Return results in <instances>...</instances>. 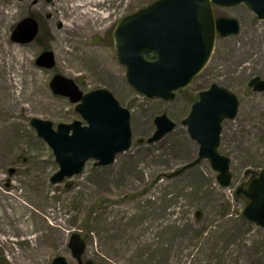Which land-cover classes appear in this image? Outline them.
Instances as JSON below:
<instances>
[{
  "label": "rangeland",
  "instance_id": "1",
  "mask_svg": "<svg viewBox=\"0 0 264 264\" xmlns=\"http://www.w3.org/2000/svg\"><path fill=\"white\" fill-rule=\"evenodd\" d=\"M153 1L111 0L104 29L95 27L79 42L67 43L49 10L54 0H0L4 11H14L0 24L3 47L21 48L29 71L23 88L41 100L40 106L27 109L22 102L14 107L2 117L0 130V203L25 189L28 212L38 214L30 235H39L41 248L33 264H52L60 255L78 264L68 247L75 232L86 244L82 261L93 264H264V229L243 217L248 201L236 193L264 168V91L248 85L252 77L264 79V20L243 5L213 7L216 17L238 19V33L216 37L205 68L188 87L175 92L173 100L146 99L127 83L112 32L123 16ZM26 17L37 20V38L15 42L12 31ZM82 47L92 54L84 58ZM50 50L55 65L38 66V57ZM55 74L73 79L84 93L108 89L130 110L132 132V147L117 154L111 165L99 167L89 160L79 175L57 184L50 182L58 170L52 150L30 120L50 121L54 129L74 120L86 123L74 103L50 89ZM213 83L239 99L235 118L222 122L218 146L219 153L230 158L227 187L219 183L208 160L196 162L198 144L182 123L198 93ZM161 114L174 122V129L149 142L156 130L154 118ZM7 256L0 248V264H8Z\"/></svg>",
  "mask_w": 264,
  "mask_h": 264
},
{
  "label": "water",
  "instance_id": "2",
  "mask_svg": "<svg viewBox=\"0 0 264 264\" xmlns=\"http://www.w3.org/2000/svg\"><path fill=\"white\" fill-rule=\"evenodd\" d=\"M51 1V0H47ZM242 3L258 19H264V0H155L134 13L122 17L113 30L115 55L125 66L128 84L147 99L173 100L175 91L184 89L198 75L209 60L216 35L226 37L239 30L237 19L214 17L212 6L232 7ZM38 32L32 17L20 20L12 31L11 39L18 43L31 42ZM154 50L156 58L149 60L145 52ZM38 66L51 68L54 56L44 51L36 60ZM249 85L256 91L264 90V79L253 77ZM50 89L56 95L68 97L76 103L75 111L86 122L75 120L52 123L32 118L30 125L51 148L58 171L51 175L53 184L79 175L85 163L93 159L95 165L107 167L118 153L131 147L130 112L123 108L113 94L105 88L82 93L74 80L55 74ZM238 110V98L228 89L212 84L199 92L187 117L182 123L199 148L196 162L207 159L217 180L227 187L231 181L230 159L218 153L222 122L233 119ZM156 130L149 142H154L170 132L175 124L166 114L154 118ZM248 203L243 216L264 228V168L252 178L246 188L239 187ZM68 247L72 256L83 264L81 255L85 242L79 233H73ZM52 264H69L57 256ZM84 264H93L88 260Z\"/></svg>",
  "mask_w": 264,
  "mask_h": 264
},
{
  "label": "bare ground",
  "instance_id": "3",
  "mask_svg": "<svg viewBox=\"0 0 264 264\" xmlns=\"http://www.w3.org/2000/svg\"><path fill=\"white\" fill-rule=\"evenodd\" d=\"M110 1L54 0V3H52L53 7L49 8V10L52 17L61 24L63 41L67 43L79 42L82 36L89 33L93 28L104 29L106 22L110 18ZM13 13V9L4 11L0 7V21H2L0 24L5 25L3 20L7 16H12ZM3 46L0 39V130L4 127L2 117L10 115L14 107H17L22 102L28 104L26 106L27 109L31 105L40 106L41 104L40 99H33L35 96L26 87L23 88L24 83L27 85L26 76L29 71L25 67L26 58L23 53L21 54V48H12L10 45L9 48H4ZM79 50L80 55L84 56V58L92 54L84 47ZM69 54L71 55V52ZM14 68L17 69L14 70ZM12 71L15 72L13 75L11 74ZM16 83L19 84L17 91L13 89ZM23 195H25V189H23L21 194L14 195L10 193L9 197L11 200L8 203H0V219L2 221L0 226V248L7 251L8 264H33L41 248L39 235H30L35 227L32 220L34 217H38V214L36 212H28L27 201L23 198ZM14 244H21L22 247L16 249Z\"/></svg>",
  "mask_w": 264,
  "mask_h": 264
},
{
  "label": "trees",
  "instance_id": "4",
  "mask_svg": "<svg viewBox=\"0 0 264 264\" xmlns=\"http://www.w3.org/2000/svg\"><path fill=\"white\" fill-rule=\"evenodd\" d=\"M146 57L149 58V59H152L155 57V52H148L146 53Z\"/></svg>",
  "mask_w": 264,
  "mask_h": 264
}]
</instances>
